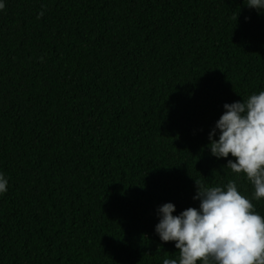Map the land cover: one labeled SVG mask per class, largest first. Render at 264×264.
<instances>
[{
    "label": "trees",
    "instance_id": "1",
    "mask_svg": "<svg viewBox=\"0 0 264 264\" xmlns=\"http://www.w3.org/2000/svg\"><path fill=\"white\" fill-rule=\"evenodd\" d=\"M4 2L0 264H162L179 253L154 232L159 206L177 215L198 207L194 182L233 179L252 199L206 146L225 103L264 91V12L247 0ZM252 203L264 216V199Z\"/></svg>",
    "mask_w": 264,
    "mask_h": 264
},
{
    "label": "clouds",
    "instance_id": "2",
    "mask_svg": "<svg viewBox=\"0 0 264 264\" xmlns=\"http://www.w3.org/2000/svg\"><path fill=\"white\" fill-rule=\"evenodd\" d=\"M245 6L264 12V0H247ZM4 8L0 0V11ZM207 139L210 155L226 159L224 168L250 182L252 199L240 193L233 179L211 187L194 182L192 199L198 207L177 215L173 203L159 206L154 232L162 243L174 242L179 253L162 264H264V216L252 203L264 199V91L225 103ZM7 191L8 178L0 172V195Z\"/></svg>",
    "mask_w": 264,
    "mask_h": 264
}]
</instances>
